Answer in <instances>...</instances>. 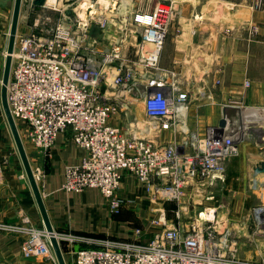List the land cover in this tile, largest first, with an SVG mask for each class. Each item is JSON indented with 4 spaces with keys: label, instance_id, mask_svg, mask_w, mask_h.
<instances>
[{
    "label": "built area",
    "instance_id": "built-area-1",
    "mask_svg": "<svg viewBox=\"0 0 264 264\" xmlns=\"http://www.w3.org/2000/svg\"><path fill=\"white\" fill-rule=\"evenodd\" d=\"M34 1H27V11L35 10ZM61 1L63 7L51 9L47 2L41 7L59 11V19L39 16L33 32L16 38L7 86L12 115L29 125L27 138L38 152L50 151L59 135L68 133L87 153L67 168L66 193L96 188L111 212L119 213L133 203L122 192L131 177L158 214L149 228L133 230L128 241L56 232L59 244L97 246L71 252L72 264H264V203L253 206L238 229L228 227L221 208L207 206L214 202L211 189L224 180L229 162L253 135L243 119L250 81L224 105L238 110L237 121L224 118V128L209 127L202 136L189 128L191 85H168L176 74L160 66L168 34L181 17L174 1L160 0L150 10L134 7L133 0ZM97 27L102 39L94 36ZM110 38L116 40L102 46ZM1 71L0 64V88ZM212 84L216 88L222 80L214 77ZM138 102L144 103L143 119L134 115ZM126 114L132 119L126 127L112 123ZM36 171L38 180L41 171ZM173 201L177 218L193 207L194 217L183 229L167 224L165 204ZM0 233L23 237L24 259L58 264L50 234L27 214L15 223L0 220ZM145 236L152 238L143 241ZM248 248L255 259L243 256Z\"/></svg>",
    "mask_w": 264,
    "mask_h": 264
},
{
    "label": "crops",
    "instance_id": "crops-1",
    "mask_svg": "<svg viewBox=\"0 0 264 264\" xmlns=\"http://www.w3.org/2000/svg\"><path fill=\"white\" fill-rule=\"evenodd\" d=\"M11 3L12 0H0L2 66L6 64L15 0L12 6ZM257 4H262L260 10L255 8ZM178 6L181 10V32L186 34V41L178 40L180 36L168 37L160 66L164 70L186 75L187 81L202 79L211 82L214 77H218L224 85L222 94L229 97L243 89L244 82L250 81L251 87L246 90L245 95L248 111L243 113V119L253 129L248 143L261 147L250 148L247 143L241 144L239 156L247 162H255L249 168L251 174H256L255 169L264 161V0H179ZM201 15L208 17L206 22L194 20L196 16ZM22 16L17 36L29 33L36 21L35 18L25 19ZM217 20L220 21V26L216 24ZM185 21L190 23L186 24ZM177 25H173L172 33H175ZM254 29H257V32H253ZM233 30L236 32L232 33ZM200 31H203L205 40L200 38ZM219 31L222 36L221 45L213 35ZM209 60L212 62L209 63ZM196 62H199L197 67L202 70L200 74ZM217 66L222 68L221 74H218ZM215 91L205 86L194 89L192 96L213 95ZM1 96L0 93V220L15 223L19 216L25 213L32 219L34 226L45 230L39 205L7 124ZM204 113V127H217L224 118L233 122L239 118L237 109L224 108V105L221 116L216 110L206 109ZM131 120V116L126 114L122 118L115 117L112 123L123 128ZM195 123L196 126L192 125L194 130L198 128L196 132H202L200 120ZM192 126L189 125V128L194 131ZM30 155L32 168L35 166L33 170L38 168L41 171L37 183L55 232H70L94 240L128 241L134 239L133 230L149 228V223L141 214L150 205L149 199L142 189L137 188L131 177L125 178L122 192L133 203L126 205L119 213L111 212L106 200L96 188L78 194L66 193L63 190L67 168L79 164L87 155L83 149L75 146L68 133L60 134L50 151L40 153L32 147ZM231 161L230 164L235 162ZM151 238L145 236L143 241H149ZM23 241L21 236L0 233V264H33L39 261L23 258L20 251ZM90 247L93 249L96 246L81 244L77 249ZM245 256L251 257L248 253Z\"/></svg>",
    "mask_w": 264,
    "mask_h": 264
},
{
    "label": "rangeland",
    "instance_id": "rangeland-1",
    "mask_svg": "<svg viewBox=\"0 0 264 264\" xmlns=\"http://www.w3.org/2000/svg\"><path fill=\"white\" fill-rule=\"evenodd\" d=\"M27 1L28 0H23L22 3V12H23V16L25 17V19H30V17L33 19L35 18V20L41 16V18H46V17H50L53 19L52 22H55V20L59 19V11H53V10H49L48 8H35L34 11L30 12L27 11ZM88 0H85L84 3H86ZM123 1H131V0H123ZM160 1V0H133L134 3V7L138 8H142L145 10H150L152 8H154L155 4ZM169 1H174L175 6L179 8V0H169ZM13 4V0L11 3V6ZM54 6H60L63 7V1L58 0L57 4H51L48 5L47 7L49 8H53ZM85 9V7H84ZM23 19V18H22ZM206 19H208V17H203V15L201 16H196L194 18V20L200 22V23H204L206 22ZM186 24H189V21H185ZM197 22V23H198ZM216 24H218V26H220L219 24L220 21H215ZM218 22V23H217ZM54 24V23H53ZM175 24L177 25V29L175 31V33L173 32V27H172V31L170 33L172 34H168V37H172V38H176L177 36H180V38L178 37V40L184 42L186 41V34L181 32V25H179L178 20L176 19ZM174 24V25H175ZM51 26V25H49ZM42 27L47 28V25H42ZM53 27V25H52ZM22 28V26H21ZM23 29V28H22ZM35 30V28L33 27L32 30L29 31V33L33 32ZM201 35L200 38L202 40H205L206 38L204 37L203 31H200ZM26 33V34H29ZM175 34V35H174ZM208 34V33H207ZM210 34V33H209ZM214 37L215 40H217L218 44L221 45L222 44V36H221V31L219 32H214ZM182 36V37H181ZM167 37V38H168ZM116 39L110 38L108 40H106V42H103L102 46H109L113 41H115ZM220 42V43H219ZM16 44V43H15ZM16 49V47H15ZM6 61V60H5ZM211 60H209L210 63ZM212 62V61H211ZM199 62H196L195 65L196 67L198 66ZM13 63H12V67H11V71L13 70ZM219 67V66H217ZM216 67V68H217ZM198 68V67H197ZM4 69H5V64L4 66H2V77L4 74ZM199 69V68H198ZM219 69V68H217ZM11 71H10V75H11ZM200 72H202L201 69H199V74ZM175 76H171L169 77L168 80V85L171 84H176L179 82L183 88H187V85L185 84V82L190 83L191 85V97H190V101L191 103L189 104V113H188V117H189V125H193L196 123L195 121L200 120V127L202 126L201 131V135H205L207 132V129L209 127H204V123L202 124V116L205 115V110L206 109H210V110H216L218 111V113L220 112L219 116H221L222 114V109H223V105H225L224 103H228V104H232L230 103V97L229 95H223L221 90L223 88V84L218 85L216 88L213 89V84L212 81L207 82V80H198V81H187L185 79L186 75H180L175 73ZM4 80V79H3ZM205 86H209L213 91L216 90L215 92H213V95H208V96H204V97H193V90L194 89H200L201 87H205ZM221 86V87H220ZM2 87L0 88V93H1ZM225 91V89H223ZM227 94V93H226ZM2 95V93H1ZM224 96V97H223ZM2 97V96H1ZM207 114V113H206ZM134 115L140 119H143L144 117V103L140 102L138 103V105H136L134 107ZM135 118V117H134ZM16 124H18V128L20 131V135L21 138L25 144L26 147V151H27V155H29V157H31L30 153L32 151V147L34 148V146L31 144V141L27 138L28 136V130H29V125L24 123V121L22 120H15ZM219 125V124H218ZM192 126V128H193ZM218 127V126H217ZM194 130V128H193ZM198 130V128L196 129V131ZM195 131V130H194ZM246 143L248 144V146L250 148H258L260 149L261 146H257L255 143V145L253 143L249 144L248 142L243 143L242 145H246ZM244 147V146H243ZM245 148V147H244ZM240 155V153H239ZM235 157V159H233L235 162H233V160L231 162H233V164L231 163L228 166L227 169V173L226 176L224 177L223 181H220V183L218 184V186L216 187V189H211L210 191V195L213 197L214 202H207V206L208 207H212V204L215 206H218L219 208H221L219 210V213L221 216L224 217L225 221L227 220V225L230 228L233 229H238V223L243 220L245 217H247V215L250 212V209L253 208V206L257 205V204H262L264 203V175H256V174H251V167L252 165L255 164L254 161L251 162H247L245 161V159L240 156ZM240 157V158H239ZM31 161V160H30ZM262 165H264V161H262L261 163H259V166L261 167ZM33 168H35V166H33ZM32 168V169H33ZM38 169V168H37ZM35 173L37 172L36 169H34ZM37 175V174H36ZM134 180V179H133ZM135 182V180H134ZM136 183V182H135ZM137 184V183H136ZM138 184H137V188H138ZM141 190V189H140ZM148 207L145 208V210H143L141 212L142 217L145 218V221L150 223V219L156 217L158 214L156 212L153 211V207L151 205V203L149 202ZM166 207V213L168 214V221L167 224L168 226H170V224H174V223H179L180 227L183 229L185 228V226L190 222L191 218L194 217V212H193V207L189 206V208L187 209V211L184 212V215H182L180 218L176 217V212L179 208L177 202H167L165 204ZM201 208H198L197 210V215H199V213L201 212ZM20 217V216H19ZM3 221V220H1ZM20 221V218L17 222ZM5 223H8L6 221H3ZM152 231L154 230V232H158V229H151ZM56 233V232H55ZM58 234H63V233H58ZM79 236V235H78ZM23 243V242H22ZM81 244H88V243H81L80 244H74L73 247H70L68 245V242H61V249H63L64 255L66 257V262L67 264H72V253L71 252H76V251H80V250H89L90 248H79V246ZM96 247H93V249H96ZM99 248V247H98ZM251 251L252 253H254L255 251L251 248H248V250H246L245 252H243V256L246 255L247 252ZM251 257L255 259V255H251L250 253H248ZM24 258V257H23ZM32 259H36V258H32ZM38 260V259H37ZM35 263H39V261H36Z\"/></svg>",
    "mask_w": 264,
    "mask_h": 264
},
{
    "label": "water",
    "instance_id": "water-1",
    "mask_svg": "<svg viewBox=\"0 0 264 264\" xmlns=\"http://www.w3.org/2000/svg\"><path fill=\"white\" fill-rule=\"evenodd\" d=\"M47 0H35L34 1V6L36 8H41L45 6ZM22 3L23 0H15L14 4V9H13V19H12V24H11V32H10V37H9V47L7 51V56H6V64H5V69H4V81H3V86H2V106L5 112L7 124H9L10 131L12 134L13 139L15 140L17 150L19 153V156H21L22 163L24 166V170L26 171V175L28 178V181L33 189L36 202L39 205L41 216L44 219V224H45V230L50 234V239H51V244L53 247V250H55V254L57 257L58 264H67L66 262V257L64 255L63 249H61V246L59 244V241L57 239V236L55 234L54 227L52 225L51 219L48 216L47 208L45 206V202L43 201V197L40 191V187H38L37 179L35 176V172L32 169L31 161L29 155H27L26 147L25 144L21 138L20 131L18 128V124H16V121L12 115L11 109L9 108L8 105V92H7V86L10 81V71L12 67V56L15 51L16 47V38L18 34V26L19 22L21 19L22 15ZM72 12L70 11L69 16H71ZM94 36L98 39H102V35L100 34V29L97 27L94 29ZM226 125L225 120H221L220 122V127L224 128ZM256 175H264V165L261 167L255 169ZM254 228H251V231H253Z\"/></svg>",
    "mask_w": 264,
    "mask_h": 264
},
{
    "label": "bare ground",
    "instance_id": "bare-ground-1",
    "mask_svg": "<svg viewBox=\"0 0 264 264\" xmlns=\"http://www.w3.org/2000/svg\"><path fill=\"white\" fill-rule=\"evenodd\" d=\"M58 0H48L47 1V5H51V4H54L56 3ZM25 214V213H24ZM26 215V214H25ZM39 230H44V229H39Z\"/></svg>",
    "mask_w": 264,
    "mask_h": 264
}]
</instances>
